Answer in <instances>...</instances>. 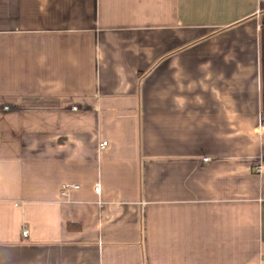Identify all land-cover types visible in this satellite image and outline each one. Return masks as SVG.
<instances>
[{"label":"crops","instance_id":"1","mask_svg":"<svg viewBox=\"0 0 264 264\" xmlns=\"http://www.w3.org/2000/svg\"><path fill=\"white\" fill-rule=\"evenodd\" d=\"M0 132V264H264V0H0Z\"/></svg>","mask_w":264,"mask_h":264},{"label":"built area","instance_id":"2","mask_svg":"<svg viewBox=\"0 0 264 264\" xmlns=\"http://www.w3.org/2000/svg\"><path fill=\"white\" fill-rule=\"evenodd\" d=\"M0 137H1V132H0ZM107 144H108L107 140L102 141L100 143V148H104ZM95 187H96L97 190L99 189L98 185H96ZM71 188H74V189L79 188V185L78 184H74V183H64L62 185V188H61L62 194H65ZM22 233H23V235H27L28 229H24Z\"/></svg>","mask_w":264,"mask_h":264}]
</instances>
